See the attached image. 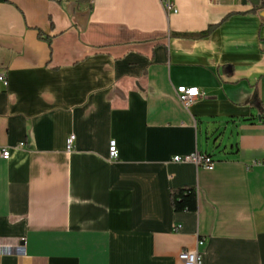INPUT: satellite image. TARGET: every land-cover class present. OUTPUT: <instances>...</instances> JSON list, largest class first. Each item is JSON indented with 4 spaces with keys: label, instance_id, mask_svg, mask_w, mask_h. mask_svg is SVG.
I'll list each match as a JSON object with an SVG mask.
<instances>
[{
    "label": "crops",
    "instance_id": "1",
    "mask_svg": "<svg viewBox=\"0 0 264 264\" xmlns=\"http://www.w3.org/2000/svg\"><path fill=\"white\" fill-rule=\"evenodd\" d=\"M175 1L0 0V264H264V0Z\"/></svg>",
    "mask_w": 264,
    "mask_h": 264
},
{
    "label": "built area",
    "instance_id": "2",
    "mask_svg": "<svg viewBox=\"0 0 264 264\" xmlns=\"http://www.w3.org/2000/svg\"><path fill=\"white\" fill-rule=\"evenodd\" d=\"M166 11L170 13H177L178 7L176 5L175 0H161ZM0 81L7 84V78L4 74L0 73ZM176 93L178 94L180 100L187 107L190 106L194 100L201 95V90L197 86H185L181 85L176 88ZM75 139V135H71L68 140L69 148L72 147ZM11 155V151L9 148H0V157L4 159H9ZM110 159L116 160L119 157V149L116 140L110 141ZM174 160L176 161H191L196 163L198 166H203L209 170L214 169L215 161L210 155L201 154L199 152H195L193 154L187 156H175ZM204 243L203 239H200L198 245H202ZM24 246H17L11 242H7L4 240H0V254H10L15 251H23ZM180 260L184 264H203V255L201 251L197 248L195 250H184L179 254Z\"/></svg>",
    "mask_w": 264,
    "mask_h": 264
},
{
    "label": "trees",
    "instance_id": "3",
    "mask_svg": "<svg viewBox=\"0 0 264 264\" xmlns=\"http://www.w3.org/2000/svg\"><path fill=\"white\" fill-rule=\"evenodd\" d=\"M264 6V1H258L253 8ZM171 201L176 211H196L198 208V198L195 189L190 187L175 188L171 193Z\"/></svg>",
    "mask_w": 264,
    "mask_h": 264
},
{
    "label": "water",
    "instance_id": "4",
    "mask_svg": "<svg viewBox=\"0 0 264 264\" xmlns=\"http://www.w3.org/2000/svg\"><path fill=\"white\" fill-rule=\"evenodd\" d=\"M252 3H255L256 2V0H250Z\"/></svg>",
    "mask_w": 264,
    "mask_h": 264
}]
</instances>
